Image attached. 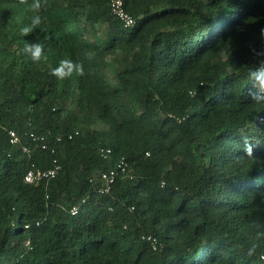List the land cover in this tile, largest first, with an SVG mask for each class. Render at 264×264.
Masks as SVG:
<instances>
[{
    "label": "trees",
    "instance_id": "1",
    "mask_svg": "<svg viewBox=\"0 0 264 264\" xmlns=\"http://www.w3.org/2000/svg\"><path fill=\"white\" fill-rule=\"evenodd\" d=\"M124 1L130 27L110 0H48L24 37L32 14L0 0V121L33 148L0 132V264H264V245L246 255L264 231V111L248 95L264 0ZM30 41L47 63L22 53ZM61 59L85 75L57 80ZM242 127L255 159H238ZM54 157V178L25 181ZM123 158L132 176L100 192L91 176Z\"/></svg>",
    "mask_w": 264,
    "mask_h": 264
},
{
    "label": "clouds",
    "instance_id": "2",
    "mask_svg": "<svg viewBox=\"0 0 264 264\" xmlns=\"http://www.w3.org/2000/svg\"><path fill=\"white\" fill-rule=\"evenodd\" d=\"M21 5L25 6L26 12L31 13L30 22L20 29V34L24 37L29 36L44 23L45 17L41 15L43 9L48 5V0H19ZM261 38L264 40V29L261 30ZM254 55L260 59L256 65L250 68L248 72V80L251 84V90L248 95L252 101V105L259 113L264 111V49L257 51L255 48L252 49ZM22 53L26 55L33 64H42L48 62V56L45 53L44 45L37 41L25 42L22 49ZM51 75L57 80H66L76 76H84L85 69L82 62L73 61L71 59H61L58 64L51 69ZM261 123H264V117H257ZM241 134L240 148L243 152V156L238 159H255V148L262 142L247 134L246 128H240ZM264 245V231H258L256 237L249 244L246 255L249 257L254 256L257 249Z\"/></svg>",
    "mask_w": 264,
    "mask_h": 264
},
{
    "label": "built area",
    "instance_id": "3",
    "mask_svg": "<svg viewBox=\"0 0 264 264\" xmlns=\"http://www.w3.org/2000/svg\"><path fill=\"white\" fill-rule=\"evenodd\" d=\"M111 11L114 15L119 17L125 24V26L130 27L135 25L136 18L130 14L125 8L124 0H110L109 2ZM3 129H7V132L10 137V141L13 144L21 145L23 151H25L30 157L33 153V148L29 144L22 143L21 135L14 128H6L4 124L0 121V132ZM79 131L75 130L74 132H69L67 134H58L56 139L57 141H62L65 137L72 139ZM28 136L40 145L42 149L50 150L52 153H56L57 146L55 144H50L47 138V134L37 133L34 130L27 132ZM111 148H102L101 153L104 157H107L111 153ZM62 164L59 162L58 158H53V164L50 167H41L37 165L34 160H30V164L25 173V181L28 183H36L40 181L49 182L54 178L59 170L61 169ZM132 176L129 171V163L126 159L119 160L115 166L107 170H101L100 172L95 173L91 176L90 181L98 183V190L102 193H108L112 190L113 184L119 176ZM79 211L78 205H73L71 207V212L76 214ZM28 227V225H26ZM151 239V236H148ZM27 244H30V241H27ZM153 245L156 247V240L153 239Z\"/></svg>",
    "mask_w": 264,
    "mask_h": 264
},
{
    "label": "rangeland",
    "instance_id": "4",
    "mask_svg": "<svg viewBox=\"0 0 264 264\" xmlns=\"http://www.w3.org/2000/svg\"><path fill=\"white\" fill-rule=\"evenodd\" d=\"M98 35H99V33H98ZM112 70H114V69L112 68ZM110 81L111 82H114V79H113V75L112 74L110 75Z\"/></svg>",
    "mask_w": 264,
    "mask_h": 264
}]
</instances>
